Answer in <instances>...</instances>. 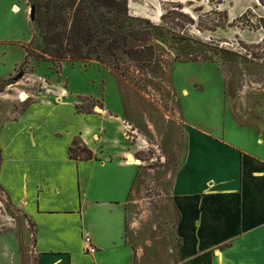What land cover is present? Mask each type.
Wrapping results in <instances>:
<instances>
[{"label":"rangeland","instance_id":"obj_1","mask_svg":"<svg viewBox=\"0 0 264 264\" xmlns=\"http://www.w3.org/2000/svg\"><path fill=\"white\" fill-rule=\"evenodd\" d=\"M32 1L0 0V85L20 77L0 94V134L9 135L7 122L29 106L60 93L82 111L120 109L123 139L143 163L128 205L135 263L182 264L171 181L186 153L187 126L221 133L247 126L253 115L264 118V0H129L137 31L156 26L149 41L154 60L113 69L65 63L62 70L28 57L34 37L40 41ZM30 232L32 223L0 188V264H13V246L22 264H34Z\"/></svg>","mask_w":264,"mask_h":264},{"label":"crops","instance_id":"obj_2","mask_svg":"<svg viewBox=\"0 0 264 264\" xmlns=\"http://www.w3.org/2000/svg\"><path fill=\"white\" fill-rule=\"evenodd\" d=\"M77 105L60 93L7 122L0 188L34 227V264H136L128 205L143 163L129 161L120 109L86 114ZM248 120L221 133L189 121L186 153L171 181L182 264H264V118ZM77 137L94 159L70 158ZM12 248V263L22 264Z\"/></svg>","mask_w":264,"mask_h":264},{"label":"trees","instance_id":"obj_3","mask_svg":"<svg viewBox=\"0 0 264 264\" xmlns=\"http://www.w3.org/2000/svg\"><path fill=\"white\" fill-rule=\"evenodd\" d=\"M35 37L26 48L28 57L49 62L62 70L66 64L97 62L101 66L118 67L129 61L150 63L154 60L151 29L131 24L129 0H33ZM264 28V19L260 20ZM20 77L10 78L0 85V94L17 84ZM78 112L92 114L93 110ZM73 160H92L94 153L77 137L71 148Z\"/></svg>","mask_w":264,"mask_h":264},{"label":"built area","instance_id":"obj_4","mask_svg":"<svg viewBox=\"0 0 264 264\" xmlns=\"http://www.w3.org/2000/svg\"><path fill=\"white\" fill-rule=\"evenodd\" d=\"M85 249L88 255L94 256L97 254V248L94 246L89 236L85 237Z\"/></svg>","mask_w":264,"mask_h":264},{"label":"bare ground","instance_id":"obj_5","mask_svg":"<svg viewBox=\"0 0 264 264\" xmlns=\"http://www.w3.org/2000/svg\"><path fill=\"white\" fill-rule=\"evenodd\" d=\"M15 9L17 10V8H15ZM129 161L135 165L140 163V160H138L136 157H134L132 155L129 156Z\"/></svg>","mask_w":264,"mask_h":264},{"label":"water","instance_id":"obj_6","mask_svg":"<svg viewBox=\"0 0 264 264\" xmlns=\"http://www.w3.org/2000/svg\"><path fill=\"white\" fill-rule=\"evenodd\" d=\"M32 20H34V10L32 9Z\"/></svg>","mask_w":264,"mask_h":264}]
</instances>
